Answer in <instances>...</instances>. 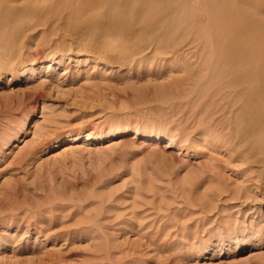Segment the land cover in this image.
<instances>
[{"label": "rangeland", "instance_id": "1", "mask_svg": "<svg viewBox=\"0 0 264 264\" xmlns=\"http://www.w3.org/2000/svg\"><path fill=\"white\" fill-rule=\"evenodd\" d=\"M51 39L0 77V264H264V148L231 136L242 103L216 102L194 62H53Z\"/></svg>", "mask_w": 264, "mask_h": 264}, {"label": "bare ground", "instance_id": "2", "mask_svg": "<svg viewBox=\"0 0 264 264\" xmlns=\"http://www.w3.org/2000/svg\"><path fill=\"white\" fill-rule=\"evenodd\" d=\"M33 17L42 23L24 20ZM41 30L52 36L53 62L86 57L136 70L173 59L185 72L192 62L206 67L216 102L242 103L231 135L236 146L248 155L264 148L263 128L253 124L264 106L254 104L264 101V0H0V77L34 57L26 43ZM228 106L220 104L215 124L236 113Z\"/></svg>", "mask_w": 264, "mask_h": 264}]
</instances>
